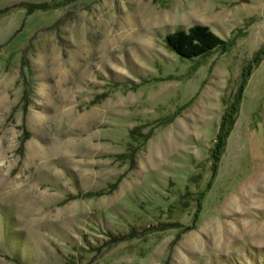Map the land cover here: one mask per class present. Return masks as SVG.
I'll return each mask as SVG.
<instances>
[{
	"label": "rangeland",
	"instance_id": "rangeland-1",
	"mask_svg": "<svg viewBox=\"0 0 264 264\" xmlns=\"http://www.w3.org/2000/svg\"><path fill=\"white\" fill-rule=\"evenodd\" d=\"M193 25L234 43L179 58ZM263 48L264 0H0V264H264Z\"/></svg>",
	"mask_w": 264,
	"mask_h": 264
},
{
	"label": "trees",
	"instance_id": "trees-1",
	"mask_svg": "<svg viewBox=\"0 0 264 264\" xmlns=\"http://www.w3.org/2000/svg\"><path fill=\"white\" fill-rule=\"evenodd\" d=\"M73 1V0H68ZM46 6L38 5L31 6L30 12L35 9H45ZM165 43L167 47L179 58L193 60L208 55L212 51L225 50L231 47L234 43L232 41H225L214 34L209 27L203 25H193L187 30H177L165 36ZM264 57V48L258 50L252 62L258 65ZM249 73L243 72L242 83L239 86L238 94L235 99L226 106V110L221 117L219 129L216 135L215 144L210 151V159L214 163L219 161V158L224 151L226 140L232 131L238 106L241 100V94L243 92L245 82Z\"/></svg>",
	"mask_w": 264,
	"mask_h": 264
},
{
	"label": "bare ground",
	"instance_id": "bare-ground-1",
	"mask_svg": "<svg viewBox=\"0 0 264 264\" xmlns=\"http://www.w3.org/2000/svg\"><path fill=\"white\" fill-rule=\"evenodd\" d=\"M262 186L264 187V176L258 178L254 185H251L248 187V190L243 192L239 199H235V206L234 208L237 210H248L252 206L254 207H261L264 205V202L261 200H258L257 198V190L258 187ZM257 189V190H256ZM259 197V194H258ZM245 214H241V216H244ZM246 216V215H245ZM248 217V216H247ZM242 223L243 229H245L246 232L248 233H253L255 235L264 233V223L256 222L254 220H251L249 217L248 219H242L240 221ZM226 229H219L215 228L210 231V235L213 237L215 240H220L221 238V233H229L228 231V225H225ZM231 230V229H230ZM234 230H231L232 234Z\"/></svg>",
	"mask_w": 264,
	"mask_h": 264
}]
</instances>
